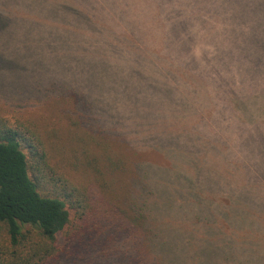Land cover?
<instances>
[{
	"label": "trees",
	"instance_id": "obj_1",
	"mask_svg": "<svg viewBox=\"0 0 264 264\" xmlns=\"http://www.w3.org/2000/svg\"><path fill=\"white\" fill-rule=\"evenodd\" d=\"M60 6L62 17L75 18L77 30L89 32L95 46L105 38L118 58H124L125 49L133 52L139 45H150L140 24L154 13V59L147 61L156 60L160 75L175 82L176 87L184 80L186 91L169 86L176 113L193 92L210 91L207 80L201 79L204 90L192 86L188 67L194 66L197 73L207 70L198 73L204 79L213 72L221 78L214 90L220 92L216 93L222 101L223 134L210 129V135L202 134L198 145L197 136H190L194 133L186 130L183 136L179 129L168 130L165 123L174 124L168 117L154 130V146L162 143L158 150L167 151L165 144L172 141L169 166L162 173L171 188L180 177L194 178L196 168L193 164L188 167L189 158L207 159L204 149L213 143L214 155L222 158L216 176L209 179L233 189L223 190L215 198L205 191L196 192L198 202L202 203L200 195L213 199L204 203L209 210L203 213L201 203L188 207L182 187L177 188L180 200L157 206L160 194L154 186L156 206L151 215L141 198L149 195L141 166L132 169L123 159L110 155L111 141L126 143L125 136L114 129L110 133L101 129L95 113L92 115L91 93L82 86L62 87L56 96L59 88L53 84L45 90L52 96L46 105L61 97L67 99L80 115L79 121L71 117L69 121L81 127L87 148L73 151L71 133L62 146L46 143L34 122L10 115L19 112L0 114V227L7 238L0 246V264H172L170 257L175 253L184 255L188 249L203 253L210 248L218 264H264V152H255L246 143L250 137L259 139L255 136L264 131V58L258 53H264V0H63ZM9 12L0 2V19ZM49 29L57 32L54 27ZM81 45L77 51L81 56L76 58L81 68L92 61L95 70L104 71L99 69L98 47ZM183 70L185 79L179 75ZM226 81L231 84L229 89H224ZM87 86L91 88L88 92L95 90L91 82ZM154 116L158 122L161 111H155ZM247 125L250 127L245 131ZM93 143L104 148L105 159L101 154H93L91 159L86 150ZM189 143L192 145L187 147ZM102 161L108 163L104 169L100 167ZM181 161H186L187 167ZM79 162L97 172L95 179L87 172L80 176L81 170L66 167H77ZM112 165L115 170L110 175L107 169ZM118 171L128 185H121ZM107 176L112 177L110 181ZM232 191L253 196L247 203V220L230 219L233 202L227 199L233 198ZM171 210L180 214L192 210V218L160 217L159 211ZM225 254L236 258L228 260Z\"/></svg>",
	"mask_w": 264,
	"mask_h": 264
},
{
	"label": "rangeland",
	"instance_id": "obj_2",
	"mask_svg": "<svg viewBox=\"0 0 264 264\" xmlns=\"http://www.w3.org/2000/svg\"><path fill=\"white\" fill-rule=\"evenodd\" d=\"M141 1L143 2V0ZM0 2L10 11L6 17L0 19L1 115L4 113L10 114L7 112L8 110L19 112V114L10 115L34 122L41 129L45 142L49 144L56 142L62 146L71 133L73 138L72 150L81 152L83 147H86V137L82 134L83 130L80 126H75L69 121L70 117L74 121H79V113L72 110V105L66 101L65 97L46 105L47 100L51 99L52 96L49 97L45 90L55 84L59 88L56 93L57 96L62 91V87L82 86L87 94L91 93L94 106L92 115L95 113L94 118L101 129L108 133L114 129L115 132L127 139L126 143L111 141L110 155L123 159L126 166L132 169L137 164L141 166V175L146 180L144 184L149 189V195H146V197L141 196V198L147 204L152 213L151 215L154 214V206H156V202L154 203V186L160 194V200L157 202L159 207L169 205L173 199H181L180 193L177 191L178 187L185 188L184 191L186 192L182 196L188 207L198 202L200 191H205L215 198V196L221 195V191L233 189V186L230 187L228 184H221L214 179H209V177L214 178L216 176L218 161L222 158L220 156L219 160L214 155L213 143H210L204 149V153H207V159H205V156H203V159L198 158L197 161L194 160L193 156L189 158L191 163H187L188 167L193 164L196 168L193 174L194 178L189 176L180 177L171 188L163 181L162 173H165V167L169 166L167 157L168 152L172 149V141L166 142V147H164L167 148V151L158 150L162 149L164 145L162 143H157L156 145L159 146L155 148L154 130L158 129L159 126L157 125L165 123L168 117H172L174 124L165 123L168 125L167 129H179V133L183 136L187 135L186 130H188L189 133H194L190 135L192 138L198 137H196V143L199 145L198 141H201V135H210V129L220 134L223 115H221L222 101L216 93L218 91L214 90L216 85H220L221 78L213 72L209 78L204 79L198 73L207 72V70H198L197 73L194 71V66H191L192 68L188 67V74L192 78V86L204 90L201 79L204 82L207 80L206 83L211 86H208L210 91L209 93L206 91L193 92L185 105L180 106L176 113L177 109L173 106L174 99L171 89L172 86L176 87L175 82L160 75V68L156 66L159 63L156 60L155 63L154 60L147 61L148 59H154V13L147 21L140 24L141 29L147 33L146 36L151 42L150 45L149 43L147 47L139 45L133 52L125 49V51H122L125 52L124 59L122 57L118 58V53L110 50L105 38L98 40V45L95 46L89 32H79L77 30L75 18L62 17L60 15V5L63 0H0ZM52 27L57 32L49 29ZM163 33L164 31H162V35ZM9 44L14 46L10 47ZM81 44L94 45L93 48L98 47L100 50V64L102 65L99 69L104 71L95 70L96 64L92 61H87L84 64L87 68H81L76 61V58L81 56L77 52L79 47L82 46ZM122 52L120 51V53ZM258 53L264 58V53ZM82 56L85 58L84 55ZM183 72L184 70L179 75L182 79H185L186 76L183 75ZM89 82L95 88L92 92H88L91 91V88L87 86ZM180 82L182 85L181 87L177 85V91H186L184 80ZM230 87V82L226 81L224 89ZM180 97L182 96L180 95ZM182 100L184 101V98ZM209 106L213 107L214 112L211 111V108L208 109ZM61 110L63 113H61ZM159 110L161 111V117L157 122L154 112ZM59 111L61 114H59ZM230 126L232 131V125ZM249 127L247 125L245 131H248ZM165 129L163 128V130ZM237 133L238 126H235L234 134ZM221 134L223 133L221 132ZM257 134L255 138L259 139L254 140L250 137L246 143L254 147L253 151L262 153L264 152V131L261 130ZM190 136L188 137L191 138ZM248 136L246 135V137ZM209 137L213 140L212 136ZM81 139H84L85 142ZM190 145L192 144L189 143L187 147H190ZM86 152L88 155L91 154V159H93V154H101L100 158L105 159L104 148L96 146L94 143L89 145ZM84 160L82 159V162ZM253 162H255L254 159ZM180 163L186 166V161ZM107 166L106 161L105 163L102 161L100 164L102 169ZM66 167L73 171L81 170V172H78L80 176L84 172L93 176L92 179L97 176L95 170L88 169L80 162L77 167L68 164ZM114 168L115 166L112 165L111 168L107 169V172L111 175L115 170ZM60 170L63 171L62 168ZM116 174L118 179L122 180L123 174L119 171ZM76 178L82 180L81 177ZM111 178V176L106 177L108 181ZM179 182H183L181 186ZM121 185L125 186L128 183L122 180ZM231 194L233 198L227 199L228 202H233V209L229 212L230 219L234 221L247 220L249 216L247 203H251V197L253 196L241 195L233 191ZM200 196L202 197V203L198 202L202 204L200 211L205 213L209 208L204 203L213 199L208 198L206 195ZM164 208L166 207L159 208V210ZM220 208H223L221 204ZM190 212L193 211L189 210L183 214L172 210L170 213L159 211L160 217L173 215V219L178 220L192 218L189 215ZM203 215L216 220L210 214ZM180 238L182 239L181 236ZM6 240L5 231L0 227V246L5 245ZM175 254V256L170 257L172 264H218L214 257L215 253H212V248L208 252L203 251V253L188 249L184 255ZM227 257L229 258V256ZM235 258L236 256H233L228 260H234Z\"/></svg>",
	"mask_w": 264,
	"mask_h": 264
}]
</instances>
